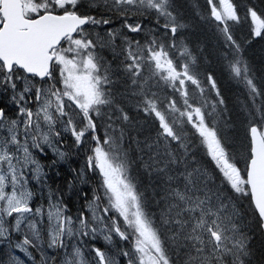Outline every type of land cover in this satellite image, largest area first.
Masks as SVG:
<instances>
[{
  "label": "snow or ice",
  "instance_id": "1",
  "mask_svg": "<svg viewBox=\"0 0 264 264\" xmlns=\"http://www.w3.org/2000/svg\"><path fill=\"white\" fill-rule=\"evenodd\" d=\"M183 7L0 0V264H264V0Z\"/></svg>",
  "mask_w": 264,
  "mask_h": 264
},
{
  "label": "trees",
  "instance_id": "2",
  "mask_svg": "<svg viewBox=\"0 0 264 264\" xmlns=\"http://www.w3.org/2000/svg\"><path fill=\"white\" fill-rule=\"evenodd\" d=\"M177 2L184 7L181 9L182 12L186 13L188 18L192 20V25L186 30V35L189 36V46L194 50L197 48L198 38L200 36L201 31H207V27L203 25L202 22H199V18L196 17V8L194 5L200 4L202 5L204 0H177ZM234 2L241 6V12H243V5L246 2L255 3L259 5L260 0H234ZM237 38L239 39V33L237 34ZM246 56L250 60V62L256 67L259 68L261 63H264V52L261 51L260 45L253 44L251 48L246 50ZM48 161H42V163L50 162L53 156L47 153ZM82 161V157H78L76 155H72L68 158L67 162H60L56 168L51 170L45 168V171L49 174V184L53 189L57 187V184H61L64 188L65 193L67 194V199L70 202L76 201V195L73 191L69 193L67 180L71 179L74 173L71 172L72 168L79 169ZM59 171L61 173L60 176H57L56 173ZM90 175V174H89ZM77 187L87 190L90 194L91 192V184H77ZM82 203V201H80ZM98 243L103 245V240H98ZM23 254H21L22 256Z\"/></svg>",
  "mask_w": 264,
  "mask_h": 264
},
{
  "label": "rangeland",
  "instance_id": "3",
  "mask_svg": "<svg viewBox=\"0 0 264 264\" xmlns=\"http://www.w3.org/2000/svg\"><path fill=\"white\" fill-rule=\"evenodd\" d=\"M49 152H50V154H52L51 151H49Z\"/></svg>",
  "mask_w": 264,
  "mask_h": 264
}]
</instances>
